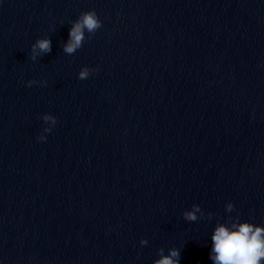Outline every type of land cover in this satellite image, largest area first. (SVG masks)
I'll return each mask as SVG.
<instances>
[{
    "label": "clouds",
    "instance_id": "1",
    "mask_svg": "<svg viewBox=\"0 0 264 264\" xmlns=\"http://www.w3.org/2000/svg\"><path fill=\"white\" fill-rule=\"evenodd\" d=\"M102 27L95 10L82 12L79 17L71 23L69 39L63 44V52L68 55L74 54L83 46L86 38H90L97 30ZM88 33V37H86ZM51 39L49 37L38 38L31 45L30 58L35 61L38 57L51 52ZM98 69H90L87 66L81 68L78 79H87L91 72ZM39 83L46 86V81H27L28 87ZM41 119L45 124L43 131L50 133L52 127L57 123V118L50 114H44ZM39 141H45L46 136L37 137ZM227 212L234 210V205L229 202L225 206ZM212 213H205L198 204H194L191 210L183 212V218L187 221L195 222L198 219L207 217L212 219ZM142 246H146L148 241L142 239ZM158 259L153 264H179L180 251L176 248L168 250L164 254V249L158 250ZM210 260L212 264H264V225H257L248 221H240L237 216L235 219L228 217L227 223L217 222L211 235Z\"/></svg>",
    "mask_w": 264,
    "mask_h": 264
}]
</instances>
